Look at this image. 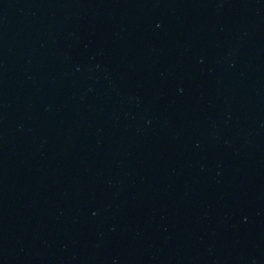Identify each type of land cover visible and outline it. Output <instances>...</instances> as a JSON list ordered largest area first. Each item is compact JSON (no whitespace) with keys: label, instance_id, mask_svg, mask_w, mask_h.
<instances>
[{"label":"water","instance_id":"obj_1","mask_svg":"<svg viewBox=\"0 0 264 264\" xmlns=\"http://www.w3.org/2000/svg\"><path fill=\"white\" fill-rule=\"evenodd\" d=\"M0 264H264V0H0Z\"/></svg>","mask_w":264,"mask_h":264}]
</instances>
